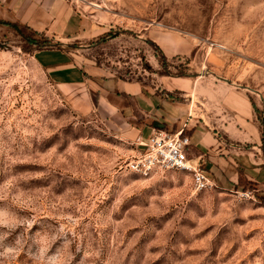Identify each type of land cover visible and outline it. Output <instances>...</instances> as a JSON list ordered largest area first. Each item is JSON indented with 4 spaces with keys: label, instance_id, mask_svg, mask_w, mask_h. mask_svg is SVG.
Instances as JSON below:
<instances>
[{
    "label": "rangeland",
    "instance_id": "obj_1",
    "mask_svg": "<svg viewBox=\"0 0 264 264\" xmlns=\"http://www.w3.org/2000/svg\"><path fill=\"white\" fill-rule=\"evenodd\" d=\"M63 1L77 25L65 42L0 18V264H264L251 184L198 190L188 172H131L126 126L41 64L65 48L81 70L145 85L229 80L264 117V0ZM158 31L191 55L164 56Z\"/></svg>",
    "mask_w": 264,
    "mask_h": 264
},
{
    "label": "crops",
    "instance_id": "obj_2",
    "mask_svg": "<svg viewBox=\"0 0 264 264\" xmlns=\"http://www.w3.org/2000/svg\"><path fill=\"white\" fill-rule=\"evenodd\" d=\"M0 18L43 30L60 42L77 34L74 13L63 0H0ZM153 39L169 51L161 48L166 57L191 55L178 54L192 47L175 32L158 31ZM46 51L59 55L55 63H41L54 74L55 82L81 89L91 108L116 117L126 126L123 137L135 141L156 129L183 126L190 140L189 156L215 185L238 188L246 182L264 197V117L246 86L178 76L159 77L158 84L145 85L81 70L71 49Z\"/></svg>",
    "mask_w": 264,
    "mask_h": 264
},
{
    "label": "built area",
    "instance_id": "obj_3",
    "mask_svg": "<svg viewBox=\"0 0 264 264\" xmlns=\"http://www.w3.org/2000/svg\"><path fill=\"white\" fill-rule=\"evenodd\" d=\"M137 151L126 164L128 169L140 176L156 171L178 170L191 174L192 184L198 190L213 186V181L189 156V137L183 126L176 130H153L147 137L135 140Z\"/></svg>",
    "mask_w": 264,
    "mask_h": 264
},
{
    "label": "trees",
    "instance_id": "obj_4",
    "mask_svg": "<svg viewBox=\"0 0 264 264\" xmlns=\"http://www.w3.org/2000/svg\"><path fill=\"white\" fill-rule=\"evenodd\" d=\"M160 49V48H159Z\"/></svg>",
    "mask_w": 264,
    "mask_h": 264
}]
</instances>
